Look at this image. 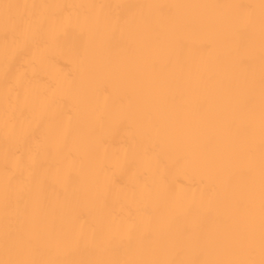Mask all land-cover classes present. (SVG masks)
Here are the masks:
<instances>
[{"label":"bare ground","instance_id":"6f19581e","mask_svg":"<svg viewBox=\"0 0 264 264\" xmlns=\"http://www.w3.org/2000/svg\"><path fill=\"white\" fill-rule=\"evenodd\" d=\"M0 264H264V0H0Z\"/></svg>","mask_w":264,"mask_h":264}]
</instances>
